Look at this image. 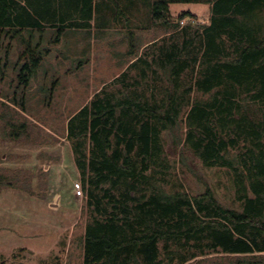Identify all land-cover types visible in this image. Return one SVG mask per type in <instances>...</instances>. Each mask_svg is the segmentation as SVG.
Segmentation results:
<instances>
[{"label": "rangeland", "instance_id": "1", "mask_svg": "<svg viewBox=\"0 0 264 264\" xmlns=\"http://www.w3.org/2000/svg\"><path fill=\"white\" fill-rule=\"evenodd\" d=\"M105 1L102 22L108 27H97L92 20L90 28H69L57 43L51 27L36 34L40 48L49 52L27 87L18 81L19 67L26 60L21 59V39L4 40L9 47L0 52L2 63L6 62L0 77V264H83L87 225L115 216L119 226L127 228L129 223L134 230L146 231L154 221L146 217L144 224H135L139 214L135 206L149 202L151 216L156 217L154 200L171 201L177 192L191 197L208 188L220 205L236 211L243 208L240 196H253L251 167L243 163L252 139L247 123L253 121L252 112L263 116L264 102L249 103L252 95L242 93L236 99L244 100L243 118L234 111L230 117L242 123L224 122L225 114L214 109L207 129L189 130L186 124L191 106L208 108L215 96L214 90L205 92L200 83L205 65L199 26L209 23V5L170 4L168 21L180 28L175 33L149 22V7L143 0ZM189 40L191 45L183 49ZM132 50L136 52L130 55ZM176 50H181L183 66L175 77L167 75L164 67L167 54ZM173 86L182 106L179 119L172 130L159 131L147 171L133 178L111 177L96 186L84 183L74 148L79 145L88 158L91 143L87 136H68V119L96 98L151 101L161 108ZM123 112L125 122L137 128L132 113ZM211 132L227 141L224 156L239 168L207 164L202 145ZM128 137L111 138L109 152L122 154L120 164ZM136 149L130 157L139 162ZM92 177L88 171L86 180ZM76 183L81 196L75 194ZM211 241L205 236L162 239L158 261L231 264L242 256L212 249ZM137 264H144L141 258Z\"/></svg>", "mask_w": 264, "mask_h": 264}, {"label": "trees", "instance_id": "2", "mask_svg": "<svg viewBox=\"0 0 264 264\" xmlns=\"http://www.w3.org/2000/svg\"><path fill=\"white\" fill-rule=\"evenodd\" d=\"M23 1L24 6L22 0H0V52L3 47H9L4 46L7 38H18L22 42L24 31L43 32L47 27L56 28L54 42L57 43L69 28H90L92 20H96L97 27H108L102 22L105 20L103 6L108 4L105 0H57L54 9V0ZM178 3L208 4L210 10L209 23L199 26L202 29L201 57L205 65L204 79L200 83L205 92L214 90L215 96L208 108L198 104L190 107L187 127L189 130L207 129L214 109L218 114H225L221 117L224 122L242 123V119L230 118L233 111L243 118L244 100H237V97L242 93L251 94L253 99L249 103L258 99L264 102V0H143L144 6L149 7V22L172 32L180 28L178 23L168 21L169 5ZM184 17L186 14L179 19ZM25 43L21 59L26 60L19 67L18 81L27 87L49 50ZM191 43L192 40L185 41L183 49ZM135 52L132 50L130 55ZM180 54L181 50L167 54L165 62L168 65L164 67L167 75L180 74L183 66ZM5 65L0 58L1 78ZM175 89V86L169 89L168 101L161 108L151 101L96 98L68 119V136H87L91 143L88 158L79 145L74 148L84 183L96 186L111 177L116 180L133 178L147 171L159 131L172 130L177 125L182 106ZM21 106L24 107L22 103ZM123 109L132 113L137 128L125 122ZM252 116L254 122L247 123L252 136L251 147L245 153L247 163H243L251 167L249 188L253 196L239 197L243 202L241 211L220 205L208 188L191 197L174 193L172 200L164 203L155 199L156 217L151 216L149 202L137 204L139 214L135 224H144L146 217L154 223L148 224L144 231L134 230L127 222V228L117 225L115 216L105 221L94 220L85 229L83 264H137L140 258L144 264H160V240L188 241L203 236L212 239V249L242 255L231 264H264V114L260 117L252 112ZM23 127L21 125L20 129ZM120 133L124 137L129 135L122 164L120 152H109L112 136L124 140L119 137ZM202 147L209 166L220 164L239 168L235 160L225 158L227 141L214 132ZM135 149L139 162L130 157ZM88 171L93 177L86 180Z\"/></svg>", "mask_w": 264, "mask_h": 264}, {"label": "crops", "instance_id": "3", "mask_svg": "<svg viewBox=\"0 0 264 264\" xmlns=\"http://www.w3.org/2000/svg\"><path fill=\"white\" fill-rule=\"evenodd\" d=\"M57 4H58L57 0H54V2L52 3V9L56 8ZM22 6H24L23 0H22ZM52 29L56 30V28H52ZM37 33H38V31H36V30H34L32 32L24 31V33H22V46H23L24 50H25V46H26L25 42H30L32 46H35L37 44L41 46V44H40L41 41L39 39H36ZM23 63H24V61L22 62V65H23Z\"/></svg>", "mask_w": 264, "mask_h": 264}, {"label": "built area", "instance_id": "4", "mask_svg": "<svg viewBox=\"0 0 264 264\" xmlns=\"http://www.w3.org/2000/svg\"><path fill=\"white\" fill-rule=\"evenodd\" d=\"M75 194L78 196H81L82 190H81V186L79 183L75 184V188H74Z\"/></svg>", "mask_w": 264, "mask_h": 264}]
</instances>
